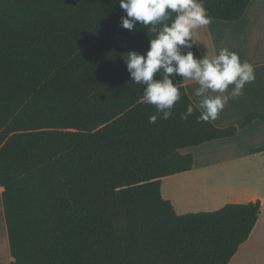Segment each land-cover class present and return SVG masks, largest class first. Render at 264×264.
Returning <instances> with one entry per match:
<instances>
[{
	"label": "trees",
	"instance_id": "1",
	"mask_svg": "<svg viewBox=\"0 0 264 264\" xmlns=\"http://www.w3.org/2000/svg\"><path fill=\"white\" fill-rule=\"evenodd\" d=\"M251 0H204L237 21ZM119 0H0V183L10 264H229L261 200L178 214L162 180L193 169L187 147L229 138L264 113L218 127L141 104L129 51L151 33L121 27ZM200 56L195 44L192 48ZM264 153V145L250 150Z\"/></svg>",
	"mask_w": 264,
	"mask_h": 264
},
{
	"label": "clouds",
	"instance_id": "2",
	"mask_svg": "<svg viewBox=\"0 0 264 264\" xmlns=\"http://www.w3.org/2000/svg\"><path fill=\"white\" fill-rule=\"evenodd\" d=\"M119 5L126 13L122 28L133 31L139 23L151 33L146 53L133 50L123 57L131 81L143 86L139 103L156 108L149 123L173 115L181 99L179 78L198 85V102L181 113L187 120L199 111L198 122L215 121L231 99L243 95L245 84L254 81L253 65L234 50L222 47L200 56L192 51L194 31L210 23L204 0H119Z\"/></svg>",
	"mask_w": 264,
	"mask_h": 264
},
{
	"label": "crops",
	"instance_id": "3",
	"mask_svg": "<svg viewBox=\"0 0 264 264\" xmlns=\"http://www.w3.org/2000/svg\"><path fill=\"white\" fill-rule=\"evenodd\" d=\"M193 39L196 41L201 55H203L205 51L210 54H216L220 48L227 47L236 51L240 55L241 60H246L251 63L255 70V79L251 83L245 84L243 95L231 99L220 112L218 118L212 122L218 127H226L239 123L251 112L264 113V0H251L243 17L237 21L210 19L208 25L194 31ZM184 85L191 100L197 103L199 98L195 96L194 91L198 85L194 81L185 80ZM231 88L232 86L229 87V92ZM260 123L264 124L260 119H256L247 127L238 130L233 137L218 139L205 142L199 146H194L198 154L192 152L194 150L191 151L194 156L193 169L182 174L169 176L170 190L177 188L179 180H183L181 181V186L184 182H189L188 186L185 185L183 189L181 188V190H179L185 208L187 207V198L195 195H192V189L194 187L197 188L199 190V192H196L198 195L202 191V189L198 188L196 186L197 184H195L199 179H191V177L194 176L193 174L197 171L213 167H226L227 165H234L236 162L254 160L255 158L253 157H260L261 155H263L261 156V161L264 165V153L253 154L250 151L253 148L259 147L258 145L262 141H255L246 137L249 133L256 134L257 132L255 131L260 130L262 127ZM239 137L243 138V141L233 150L231 155L221 158L211 157L208 159L207 154H211L213 153L212 151H215L212 145L228 146L233 144ZM185 149H183L182 152L186 153ZM186 176H190V178ZM3 191L4 187L0 183V264H10V262L13 261V257L10 252L3 204ZM241 194L242 193L237 194V197L240 198ZM244 194L247 195L246 202L257 199L261 200V212L249 239L240 246L238 252L229 264H248L250 258L255 260L258 259L257 255H255L257 252L264 251V226L261 224L262 220H264V194L259 190L250 191L248 193L245 192ZM169 200L179 214L180 211L178 206H184L180 204L177 205L178 199L171 191H169ZM227 202L238 201L235 199V196H230L224 201L226 204Z\"/></svg>",
	"mask_w": 264,
	"mask_h": 264
},
{
	"label": "rangeland",
	"instance_id": "4",
	"mask_svg": "<svg viewBox=\"0 0 264 264\" xmlns=\"http://www.w3.org/2000/svg\"><path fill=\"white\" fill-rule=\"evenodd\" d=\"M260 124L262 127L260 128V130L255 131L257 132L256 134L249 133L246 137H249L250 139L255 141H262L258 146H263L264 136L262 135H264V124ZM242 141L243 138L239 137L233 144L228 146L223 147L220 145H212V148L215 151H212L213 153L211 154H207V157L208 159H210L211 157L221 158L231 155L233 153V150L238 145H240ZM185 151L186 153H197V150L194 147L187 148L185 149ZM261 156L253 157L255 159L250 161L245 160L244 162H236L234 165H227L226 167H213L210 169L199 170L193 174L194 176L190 175L193 176L191 177V179H199L197 182H195V184H197L196 186L198 188H201L202 191L199 195L198 193H196L193 197L187 198L188 201L186 208L184 206V201L182 200V196L179 190H181V188L183 189L185 185L188 186L189 182H184L181 186V181L183 180H179V182L177 183V188L170 190L169 177L164 178L162 182L163 197L169 200V191L176 195L178 199L177 205L180 204L184 206H178V209L180 211L179 214L217 210L226 204L224 203V201H226V199L230 196H235V199H237L238 202L227 203H247V195L244 194L245 192L248 193L250 191L259 190L264 194V165L262 164L263 162L261 161ZM190 176L186 177L190 178ZM193 189L196 188L194 187ZM240 193L242 194L240 198H238L237 194ZM261 224H263L264 226V220H262ZM255 255H257L258 259L255 260L253 258H250L248 260L250 261L248 264H264V251L257 252V254Z\"/></svg>",
	"mask_w": 264,
	"mask_h": 264
},
{
	"label": "bare ground",
	"instance_id": "5",
	"mask_svg": "<svg viewBox=\"0 0 264 264\" xmlns=\"http://www.w3.org/2000/svg\"><path fill=\"white\" fill-rule=\"evenodd\" d=\"M223 189H224V188H223ZM225 190H226V188H225ZM191 192H193L192 195H194V194H196V192H199V190L196 188V189H193Z\"/></svg>",
	"mask_w": 264,
	"mask_h": 264
}]
</instances>
